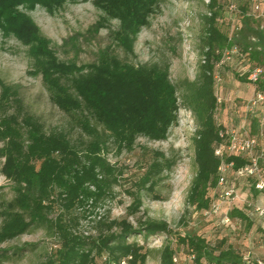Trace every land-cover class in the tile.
<instances>
[{
	"label": "trees",
	"instance_id": "1",
	"mask_svg": "<svg viewBox=\"0 0 264 264\" xmlns=\"http://www.w3.org/2000/svg\"><path fill=\"white\" fill-rule=\"evenodd\" d=\"M64 1L0 0V27L14 32L26 45L31 73L40 76L50 100L80 129L75 139L64 129L45 130L42 122L24 109L16 86L0 80V173L14 193L10 200L0 201V243L45 227L57 242L39 264H108L128 256V264H146L148 251L137 242V235L148 242L164 234L159 264H174V256L185 264H249L225 236L181 234L171 230L164 220L147 217H137L132 224L129 217L142 205L139 192L134 194L125 217L99 215L94 235L84 236L76 229L80 218L91 213L88 207L105 200L117 182L115 167L106 157L110 146L131 151L138 137L166 139L170 126L177 121L180 105L189 110L194 122L190 140L195 174L185 202L200 214L209 207L220 164L214 149L223 140L219 130L225 128L216 120L215 66L224 50L232 47L243 54V59L264 66V27L245 15L243 2L238 5L241 25L233 36H228L216 24L220 0H208V12L199 14L195 77L174 84L167 63H132L120 58L113 48L115 45L124 55L134 56L137 33L162 0H97L106 13L118 19L117 29L110 32L114 44L100 49L95 61L79 65L58 59L50 40L16 10L28 3L49 7ZM236 76L247 80V74ZM253 84L264 95V77L259 76ZM223 157L233 164V170L246 162L238 154ZM173 164L163 152L156 151L138 179L139 189L149 183L145 189L153 192L163 171ZM245 180L250 182L246 194L253 198L257 178L249 176ZM153 197L160 199L157 194ZM56 206L59 211L50 219ZM228 211L231 220L237 222L250 225L254 219L245 209L230 207ZM130 236L134 237L132 241ZM189 250L195 254L193 262L186 260ZM1 257L8 258L3 253ZM256 258L264 261V253Z\"/></svg>",
	"mask_w": 264,
	"mask_h": 264
},
{
	"label": "rangeland",
	"instance_id": "2",
	"mask_svg": "<svg viewBox=\"0 0 264 264\" xmlns=\"http://www.w3.org/2000/svg\"><path fill=\"white\" fill-rule=\"evenodd\" d=\"M236 4V10H229V3ZM208 0H162L147 17V23L141 26L134 43V56H126L113 45L111 29H117L118 19L105 12L97 0H65L60 4L46 7L39 3L19 5L16 10L27 16L37 29L50 40V46L58 59L76 64L90 63L96 60L98 51L107 45H113L115 53L132 63L169 65L172 82L193 79L199 58L197 44L200 29L199 14L207 13ZM220 15L216 24L228 36H233L241 25L238 5L242 0H220ZM247 7V6H246ZM27 47L16 37L14 32L0 27V80L8 85H15L24 109L36 116L45 130L64 129L72 139L80 134L76 122L61 111L49 98L39 75L31 73ZM255 66L236 55L223 54L222 60L215 66V92L218 98L216 120L225 127L246 129L257 134L264 144V125L258 126L259 105L254 111L249 110V103L257 93L253 83L241 81ZM260 76L264 77V66ZM264 105V104H263ZM194 131V122L189 110L180 105L177 121L170 126L164 140H149L138 137L131 151H118L110 146L106 157L115 167L117 182L111 194L95 207L90 206L87 218H80L77 231L94 235L95 220L106 214L109 218L121 219L131 204L134 194L139 192L142 205L129 221L135 224V218L164 220L171 230L190 233L207 238L225 236L227 243L238 249L243 256L248 255L249 264H255L254 258L264 253V222L253 219L248 225L245 221L232 220L230 225L221 223L222 215L208 218L187 206L185 196L195 174L193 147L190 137ZM163 152L174 161L169 170L163 171L154 187V191L139 189L138 179L144 174L155 158V152ZM2 160H0L1 166ZM228 180L233 177L228 174ZM264 178V177H263ZM238 192L245 196L249 180H235ZM157 194L160 199L153 196ZM14 193L10 182L0 173V201L10 200ZM253 198L257 194H251ZM250 198V197H249ZM252 199V198H251ZM56 206L50 213L53 219L58 213ZM79 212V211H77ZM223 207V214H228ZM76 214V211L74 212ZM2 216L0 215V225ZM129 237V241L133 240ZM166 235L159 234L145 242L137 235L136 240L148 251L146 264H159V249ZM57 239L47 233L45 227H39L21 234L11 240L0 243V264H39L46 260L56 247ZM175 243V242H174ZM17 254H14L13 252Z\"/></svg>",
	"mask_w": 264,
	"mask_h": 264
},
{
	"label": "built area",
	"instance_id": "3",
	"mask_svg": "<svg viewBox=\"0 0 264 264\" xmlns=\"http://www.w3.org/2000/svg\"><path fill=\"white\" fill-rule=\"evenodd\" d=\"M247 6L245 15L251 16L257 20L260 27H264V0H242ZM229 10H236V4L230 1ZM236 53L243 58V54L235 47L225 49L223 54ZM261 68L254 66L248 71L247 80L254 83L260 76ZM216 78V76H215ZM264 95L257 92L254 99L249 103V110L254 111L255 106L259 105L260 118H258V126L261 128L264 125ZM219 135L222 141L214 149V154L220 158L218 166L217 183L213 188V198L209 207L202 211L201 215L205 218L222 215L221 223L224 225L231 224V218L228 214H223V207H238L245 209L255 219L264 222V144L260 143L257 134H252L246 129H236L234 127H225L219 130ZM224 154H238L246 159V162L237 169H232L233 164L224 160ZM230 174L233 179L228 180L227 175ZM249 176H256L257 180L254 183V188L257 190V195L251 199L250 195L243 196L238 192L235 180L246 179ZM250 197V198H249ZM264 247V246H263ZM195 254L192 250L187 253L186 260L193 262ZM131 256L122 258L119 262L110 261L108 264H128ZM243 259L246 262L250 261L248 255ZM174 264H185L179 257H173ZM256 264H264V261L255 258Z\"/></svg>",
	"mask_w": 264,
	"mask_h": 264
}]
</instances>
